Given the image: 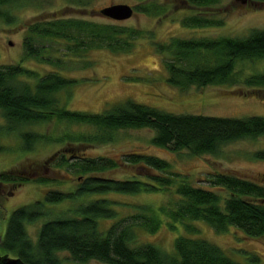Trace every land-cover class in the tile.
Returning a JSON list of instances; mask_svg holds the SVG:
<instances>
[{"label": "trees", "instance_id": "16d2710c", "mask_svg": "<svg viewBox=\"0 0 264 264\" xmlns=\"http://www.w3.org/2000/svg\"><path fill=\"white\" fill-rule=\"evenodd\" d=\"M68 1L78 6L87 4V0ZM178 1L202 8L215 6L220 0ZM251 1L264 3V0ZM16 3L17 0H0V19L15 22L11 8ZM134 8L158 15L164 11L163 6L145 0ZM184 23L189 26L221 25L223 20L198 13L187 16ZM27 31L23 44L26 57L56 66L67 57L85 58L93 49L129 53L137 41L145 37L142 29L124 22H98L69 16L31 22ZM53 43L60 47H54ZM154 45L165 55L167 81L173 87L186 90L193 86H235L241 82L242 86L252 89L248 94L264 91V72L248 75L240 81L236 71L238 60L264 59V28H253L245 37H171L167 42H154ZM56 51H61L62 57H55ZM76 83V78L56 69L41 73L21 62L0 66V114L7 121L6 125H0V135L17 133L26 152L43 142L70 144L64 150L70 155L63 151L53 166L79 174L75 189L49 190L43 200L11 213L6 232L0 239V253L13 254L26 264H63L62 252L70 253L73 260L80 263L97 260L105 264H242L228 256L218 244L195 235L196 223L205 222L217 232H225L233 226L248 237L264 238L263 184L233 174L212 173L207 180L210 185L230 193L223 198L213 189L193 185L187 176L175 171L168 160L157 155L133 152L118 160L77 154V150L114 142L121 130L149 128L155 131L151 139L154 145L175 151L188 150L194 155L218 154L228 143L264 136V116L175 114L133 100L117 103L101 113L70 110L62 103L59 93ZM53 122L83 126L85 130L67 128L60 136H52L25 129ZM254 155L264 159V151ZM121 166L132 170L128 178L101 175ZM34 175L35 168L25 165L0 172V193L7 183L14 188L32 179L48 181L34 178ZM173 186L178 200L172 206L155 208L138 204L134 214L122 217L115 202L97 197L110 192L130 195L160 192ZM66 201L75 205L69 211L50 217L34 241L27 224L50 216L49 206ZM161 214L168 218L166 223L170 229L178 230L182 225L187 232L176 237L173 252L151 242L136 244L139 230L150 233L159 230L163 224ZM104 220L111 221L107 228L102 227ZM251 259L260 261L257 255Z\"/></svg>", "mask_w": 264, "mask_h": 264}, {"label": "rangeland", "instance_id": "374dc122", "mask_svg": "<svg viewBox=\"0 0 264 264\" xmlns=\"http://www.w3.org/2000/svg\"><path fill=\"white\" fill-rule=\"evenodd\" d=\"M140 1L87 0L86 6H78L68 0H17L16 5L11 8L15 22L7 23L0 19V66L21 62L30 68L38 69L41 73L46 69H56L65 76L76 78V84L59 93L62 103L70 110L101 113L117 103L133 100L175 114L237 118L264 116V91L259 94H248L252 89L242 86L241 82L235 86L209 85L202 88L193 86L186 90L171 86L167 81L165 55L154 45V42H167L171 37H245L253 28H264V3L247 0L244 4L242 0H220L212 7L195 8L178 0H145L147 3L154 2L163 6L164 11L158 15L134 8L135 14L124 21V24L142 29L145 37L139 39L133 51L129 53L93 49L86 53L85 58L76 60L67 57L59 66L40 63L26 57L23 44L28 34L27 26L31 22L68 16L108 22L110 19L99 13L102 8L116 3H126L134 7ZM198 13H203L211 19H221L223 23L206 26H189L184 23L187 16ZM150 36H153V39H150ZM53 44L54 47H60ZM54 56L62 57L61 51H56ZM236 71L240 81L248 75L262 73L264 59L238 60ZM6 124L7 121L0 114V125ZM67 128L74 131L85 130L83 126L71 127L58 122L25 129L60 136ZM154 135L155 131L149 128L121 130L116 141L88 148L80 147L77 154L105 156L118 160H122L124 154L133 152L157 155L168 160L172 168L187 176L193 185L213 189L223 198L229 197L230 193L210 185L207 180L212 173L219 171L233 174L264 185V159L254 155L258 151H264V136L228 143L220 148L218 154L194 155L188 150L175 151L154 145L151 142ZM22 145L23 141L17 133L0 135V172L16 166H31L36 172L34 178H44L48 181L38 182L32 179L14 188L8 183L2 186L4 191L0 193V239L6 232L9 216L14 210L43 200L49 190L75 189L79 182V174L53 166V163L60 159V155L64 154L66 147L71 146L70 144L59 141L43 142L28 152L23 150ZM64 152L70 155V152ZM131 172L130 167L121 166L101 175L128 178ZM12 190L13 193L9 195L8 192ZM97 197H106L115 202L120 217L134 214L135 206L138 204H148L155 208L162 205L169 207L178 200L175 186L160 192H142L134 195L110 192ZM73 205L75 203L66 201L49 206L50 216H43L27 224L30 237L36 241L39 229L50 217L69 211ZM160 217L163 224L159 230L155 233L139 230L136 244L151 242L167 252H173L176 237L187 232L182 225L178 230L170 229L166 223L168 218L163 214ZM110 223V220H104L102 227L107 228ZM196 225L198 231L195 235L218 244L234 260L242 264H264V238L248 237L233 226L225 232H217L205 222H197ZM5 253L7 252L3 251L0 255ZM254 255L260 258L259 262L252 261ZM60 256L64 260L63 264H105L97 260L87 263L76 262L68 252H62Z\"/></svg>", "mask_w": 264, "mask_h": 264}, {"label": "water", "instance_id": "95a60500", "mask_svg": "<svg viewBox=\"0 0 264 264\" xmlns=\"http://www.w3.org/2000/svg\"><path fill=\"white\" fill-rule=\"evenodd\" d=\"M246 4L247 0H242ZM110 20L124 22L135 14L134 7L126 3H116L102 8L99 12ZM12 44V42H10ZM0 264H26L20 257H12L5 253L0 255Z\"/></svg>", "mask_w": 264, "mask_h": 264}]
</instances>
